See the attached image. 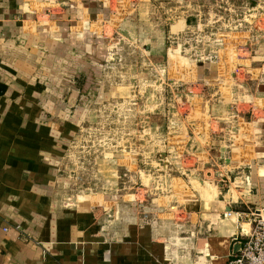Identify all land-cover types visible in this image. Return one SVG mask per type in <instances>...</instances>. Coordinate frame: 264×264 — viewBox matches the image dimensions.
Masks as SVG:
<instances>
[{
  "label": "crops",
  "instance_id": "0c3cea01",
  "mask_svg": "<svg viewBox=\"0 0 264 264\" xmlns=\"http://www.w3.org/2000/svg\"><path fill=\"white\" fill-rule=\"evenodd\" d=\"M176 3L0 0V264H227L238 251L243 213L264 212V18L180 66L159 60L167 35L192 28ZM121 39L141 44L135 65L116 59ZM118 66L120 85L180 88L167 148L184 168L159 191L131 151L105 156L101 188L72 160Z\"/></svg>",
  "mask_w": 264,
  "mask_h": 264
},
{
  "label": "rangeland",
  "instance_id": "374dc122",
  "mask_svg": "<svg viewBox=\"0 0 264 264\" xmlns=\"http://www.w3.org/2000/svg\"><path fill=\"white\" fill-rule=\"evenodd\" d=\"M178 1L176 10L189 16V25L192 28L177 36L165 37L164 46L167 54L170 52L171 55L161 56L159 60L162 58L169 64H195L206 59H216L227 47L223 35L226 38L228 33L251 29L259 16L262 15L261 20L264 18V0ZM170 22L166 21L160 29L168 27ZM156 23L155 15L146 27H150V30L154 27L156 31ZM226 40H229L228 37ZM117 44V60L123 56L125 61L133 59L134 65L137 57L141 60L140 52L143 48L140 43L139 54L136 51L132 53L135 49H131L132 46L127 41L124 43L122 39L120 42L117 40ZM134 67L130 69L133 75L137 71ZM127 70L129 69L119 66L115 69L114 77L119 85L117 95L110 104H104L101 111L89 118L87 128L72 153V160L78 164L81 175L87 179V187L93 189V184H97L101 188L102 184H106L103 180L107 178L110 170L115 169V165L110 166L105 162V156L131 151L139 164L149 160L144 161V170L153 176L150 184L159 191L168 185L166 180L169 177L179 176L184 168L181 161L175 162L181 158L167 148L169 144H173V133H170L169 128L173 127L177 119L184 118V113H179L178 110L179 107L185 110L184 105L181 106L184 101L179 97L180 88L173 83L167 84L164 89L158 84L147 86L132 82L120 85L121 72L127 73ZM157 145L166 146V152L159 157ZM128 146L131 148H125ZM158 158H165L167 161L160 162ZM117 172L126 173L124 168H119ZM220 181L229 182L228 178Z\"/></svg>",
  "mask_w": 264,
  "mask_h": 264
},
{
  "label": "built area",
  "instance_id": "2783aa9c",
  "mask_svg": "<svg viewBox=\"0 0 264 264\" xmlns=\"http://www.w3.org/2000/svg\"><path fill=\"white\" fill-rule=\"evenodd\" d=\"M264 212L248 211L243 213L251 220L248 232H242L243 239L238 251L231 256L227 264H264ZM227 214H225L226 216Z\"/></svg>",
  "mask_w": 264,
  "mask_h": 264
},
{
  "label": "water",
  "instance_id": "95a60500",
  "mask_svg": "<svg viewBox=\"0 0 264 264\" xmlns=\"http://www.w3.org/2000/svg\"><path fill=\"white\" fill-rule=\"evenodd\" d=\"M263 215H264V213H263Z\"/></svg>",
  "mask_w": 264,
  "mask_h": 264
}]
</instances>
